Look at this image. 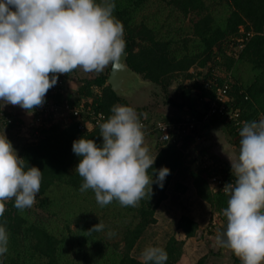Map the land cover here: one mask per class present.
I'll return each mask as SVG.
<instances>
[{
  "label": "trees",
  "instance_id": "obj_1",
  "mask_svg": "<svg viewBox=\"0 0 264 264\" xmlns=\"http://www.w3.org/2000/svg\"><path fill=\"white\" fill-rule=\"evenodd\" d=\"M150 2L152 1L115 0L114 15L124 28L127 65L139 73L143 79L157 85L161 90L160 96L154 87L146 88V90H154V95L163 98L162 103L174 110L172 114H164L163 119L178 120L184 116L185 112L187 115L195 114L198 120L204 118L205 110L203 109L207 107L208 100L216 95L217 86L215 85H222L227 79L212 70L213 66H209L208 70L204 69L208 63L219 56L229 72L234 68L236 61L243 60L250 62L253 70L264 73V0H164L168 8L167 12L159 13L154 19H150V16L137 19V15ZM210 2H214L213 4L222 13L219 19L221 23L216 22L217 18L209 10ZM251 31L253 35L244 42L238 57L228 54V51H233V48L237 46L236 38L245 37L246 33ZM232 42L234 43L230 46ZM110 66L101 73L92 72L89 78L78 79L75 102H73L77 103L82 97L89 98L92 96V88L97 87L100 93L91 98L92 104L96 111L104 113L105 119L111 114L110 109L114 104L131 106L126 98L117 96L107 84ZM192 67L199 69V72L190 71ZM179 73H183L189 81L183 80L172 86L170 79ZM67 75L69 77L68 73L58 74V79H65ZM198 75L202 77V83L193 81ZM231 75L232 73L230 77ZM257 79L258 76L254 82L244 85L236 78L232 82L231 77V83L229 82L228 94L233 98V102L228 105L239 107L240 117L245 121H258L261 119V114L264 118V103L262 101L260 104L259 95L260 91L264 92V83L257 85L255 83ZM262 97L264 98V94ZM45 101L60 105L63 102V96L61 93L51 94L48 91ZM196 104L199 105L197 110ZM133 108L136 111L147 110V107ZM6 114L14 116L7 112ZM66 115V122L62 118L45 115L42 118V126L30 128L31 137L23 142L18 152L26 163L37 166L42 171L41 186L36 196L35 206L37 209L48 211V214L51 210L47 207L48 202L50 203L47 194L52 186L61 184L74 191H80L83 178L74 170L80 157L72 151L73 140L85 136L95 140L98 145L102 143L99 127L82 132L79 129V120L72 114ZM207 120L211 124H216L222 121V118L221 115L216 114L209 116ZM19 123L23 122L19 120ZM222 124L229 141L238 147L239 130H236L232 121L224 120ZM13 128L14 130L16 128L14 124L0 122V131L5 132ZM143 131L145 136L156 138L154 131L148 126L143 128ZM13 134L17 136V132ZM191 138V135H185L182 146H178L173 141L160 142L162 146L156 152L154 166L148 170V173L152 175L154 168L157 170L165 168L169 173V179L164 182L155 203H152L149 194L146 198H142L137 206L132 207L134 216L123 230L120 242L122 248L119 252L115 248L112 249L114 254L110 253L105 264H140V260L132 256L130 252L143 231L155 222L154 211L159 201L167 197L166 187L176 173L187 171L198 197L216 211H222L227 207L228 196L221 190L215 191L209 187L207 173L213 169L220 170V173L225 175L229 174L230 169L216 162L208 168H190V165H185L182 149L187 146L186 139L188 141ZM8 139L11 141V138ZM156 141H158L157 138ZM174 185L180 192L187 189L182 179H178ZM31 211L33 212L31 208L18 210L14 207L13 201L5 202V212L3 217H0V222L5 223L9 233V244L8 252L0 257L3 264H73L68 257L62 256V247L65 242L63 236L59 238L52 232L43 218L37 216L36 220L30 219L28 213ZM221 220L226 227L227 221L223 214H221ZM86 224L89 226L83 225L76 228L72 234L73 237L81 235L83 243L92 241L94 245L101 246L103 239L97 237L96 231L90 230L92 224ZM177 227L183 230L186 238H191L196 235L198 223L189 215H181ZM182 244V241L171 236L164 246L157 250L167 256V264H178L185 258V255H182ZM204 257H200L193 264H205ZM185 262L192 264L188 260ZM96 264H101V260Z\"/></svg>",
  "mask_w": 264,
  "mask_h": 264
},
{
  "label": "clouds",
  "instance_id": "obj_2",
  "mask_svg": "<svg viewBox=\"0 0 264 264\" xmlns=\"http://www.w3.org/2000/svg\"><path fill=\"white\" fill-rule=\"evenodd\" d=\"M115 6V0H0L2 108L18 105L31 114L43 105L58 74L78 67L99 73L110 63L119 66L125 40ZM110 113L97 120L101 144L85 136L73 140L72 151L80 157L74 170L83 178L80 191L93 190L101 206L116 200L135 207L152 194L154 183L162 189L169 173L154 168L149 175L156 156L144 143L136 110L114 104ZM242 123L238 154L229 157L234 180L222 189L228 196L222 209L227 223L215 243L231 250L241 264H264V118ZM41 180V169L18 155L5 132L0 135V217L6 201L21 211L31 208ZM103 229L99 222L90 230ZM8 244L9 233L0 222V257ZM139 259L140 264H167V256L151 247Z\"/></svg>",
  "mask_w": 264,
  "mask_h": 264
},
{
  "label": "rangeland",
  "instance_id": "obj_3",
  "mask_svg": "<svg viewBox=\"0 0 264 264\" xmlns=\"http://www.w3.org/2000/svg\"><path fill=\"white\" fill-rule=\"evenodd\" d=\"M150 1L152 2L148 3L141 13L137 15V19L142 16H150V19H154L158 17L159 13L167 12L168 8L167 5H165L164 0ZM213 3L214 2H210L208 8L210 11H212L213 16L217 18L216 22L221 23L222 21H219V19L222 13L219 12L220 10ZM240 38L242 37L236 38L238 44L235 48H233V51H228V54L238 57L239 50H241L244 46L239 45ZM233 43L234 42H232L230 46H232ZM221 59L222 58L220 56L217 57L211 63H208L207 67L205 66L204 69L208 70L209 66H213L212 70H215L218 72V74L227 77L226 80L230 79V73H232V82H234V78H236L241 84L244 83V85L254 82L257 76L258 79L255 83L257 85L264 83V73L253 70L250 62L243 60L236 61L234 68L231 70V72H229L224 67L225 65L222 64L223 60ZM109 66L110 64L106 66L103 71H106ZM190 71H193V73L199 72V69L192 67ZM68 74L69 77L67 75V77L63 79L66 86L64 92L69 97H71V102H75V92L78 88V79L89 78L92 76V72L86 73L82 68L78 67ZM187 79L188 78H186L183 73H179L177 76L170 79V84L175 86L183 80L184 82L189 81ZM195 80L199 83H202L203 81L200 75L195 76L193 81ZM129 85L133 86L134 84L129 82ZM154 88L157 90V92H159L158 95L160 96V88L157 85L154 86ZM92 90V96L87 98L88 100H91L93 96H97L100 93V89L95 86L92 88ZM129 97L130 98H124L127 99L131 106L147 107V110L145 111H136L137 114L140 115V120H145L146 118H149L150 120H156L158 118H162L164 114L174 113L172 108L162 103L163 98H159L158 96L154 95V90L147 91L145 87L139 88L136 89L132 96ZM66 99L67 98H63V101L65 102ZM260 100V104L262 101L264 103V99ZM60 105L62 108L66 109V114H68L69 105H67V103H65L64 106L63 104ZM195 109H199V105L196 104ZM60 110L61 109L53 114V117L62 118L63 121L66 122L67 115L61 114L63 110H61V112ZM184 115H187V112H185ZM29 123L30 121H24L22 124H20V128H16L19 130V133L22 135L25 134L26 138L31 137L29 132L32 131H30V127H28ZM5 134L6 136H11V143L18 153L22 143L24 142L23 140L19 139L21 135L19 134L15 138V136L12 133H8V131H6ZM178 140H180L178 146H182L184 136L179 137ZM144 143L149 148L150 154L153 157H155L156 152L159 150L160 146H162L160 141H156V138L153 136H145ZM186 143L187 146L182 149V159L185 161V165H191L192 161L194 160V155L196 154L194 152L196 151V146L192 147V144L194 143L193 136L191 140L187 141L186 139ZM157 144H159L158 147ZM229 145L232 146L234 152L238 153L239 146H234L230 141ZM192 167L193 166H191V168ZM178 179H182V181L185 182V185L187 186V189L184 192H180L179 190L175 189L174 184L175 182H178ZM160 190L161 188H159L154 183L152 186V194L150 195L152 203L156 202ZM165 191L167 197L162 201H159L154 211V217L156 219L155 222L148 226L145 231H143L141 237L134 245L130 254L139 259L141 252L145 248H161L171 236H174L178 241L183 242L182 255H185V258L180 260V263L178 264H187V262H185L186 260L193 264L202 256H205V264H230L228 259L231 251L227 248L219 247L215 243V237L217 233L222 232L225 229V225H223L224 222H221L222 211H216L206 201L198 197L195 188L191 183V178L187 174V171L176 173L174 177H171V180ZM47 196L50 201V203L48 202L49 205L47 206L51 210L50 214H48V211L46 210L37 209L34 204L31 207L33 212H29L28 217L32 220H36L37 216L39 218H43L48 224V228L52 232H54L59 238L63 236L62 238L65 239L64 246L62 247L63 257H68L73 264H96L100 260L101 264H105V261L107 262L110 253L114 254L112 249L115 248L117 252L120 251L122 248L120 242L123 230L126 227V224L131 219H133L134 216L132 206H121L116 200H113L108 205L101 206L98 204L93 190L89 189L83 192L74 191L61 184L52 186ZM146 197L147 195L144 198ZM181 215H189L198 223V229L194 237L186 238L183 230L177 227V222ZM99 222L104 225L103 230L96 231V234L98 235L97 237L103 239L101 246L94 245L92 241L83 243V237L81 235H79V237H73L72 234L76 228L82 227L83 225L89 226L86 223L95 225ZM109 233H111V235H109ZM104 242L106 243L105 245ZM115 244H117V247H115ZM216 255L219 258L217 261L214 259ZM225 256H227V258H223ZM234 264H236L235 261Z\"/></svg>",
  "mask_w": 264,
  "mask_h": 264
},
{
  "label": "built area",
  "instance_id": "obj_4",
  "mask_svg": "<svg viewBox=\"0 0 264 264\" xmlns=\"http://www.w3.org/2000/svg\"><path fill=\"white\" fill-rule=\"evenodd\" d=\"M253 35V32H247L245 37L240 38V46L244 45V42ZM245 40V41H243ZM231 81V77L229 80H226L222 85H215L216 87V95L213 99L208 100V105L205 110L204 118L202 120H206L209 116H213L216 114L221 115L222 121H232L236 127V130H240L243 126L245 119H241L240 117V109L236 106H229L233 102V98L229 91V82ZM65 87V81L63 79H58L57 83L51 87L48 91L51 94L62 93ZM92 99L88 100L87 98H81L77 101V103H72L69 105L68 113L72 114L79 120V129L84 132L86 130H92L97 126V120L103 116L105 118L104 113L101 111H96L93 108ZM58 105L52 103L51 101H45L43 105L37 106L33 110L32 120L28 124V127L42 126V118L45 115L55 114L59 109ZM0 122L3 124H14L16 128H20L19 120L14 116H8L6 112L0 109ZM102 122V121H101ZM143 124V128L148 126L154 132V136L160 142L173 141L176 144H179V137L185 135L193 136V140L200 141L202 136L198 132L199 122L200 120L196 119L195 114L190 113L188 115H184L181 119L178 120H166L163 118L150 120L146 118L145 120H141ZM36 134L37 131L35 130ZM213 161L203 157L201 159V167L208 168ZM209 172V171H208ZM211 174L208 176V181L212 186L213 190H221L223 191V187L226 183L232 182L234 177L231 175L232 173L229 171V174L226 173L221 174L220 170L214 171L210 169Z\"/></svg>",
  "mask_w": 264,
  "mask_h": 264
},
{
  "label": "crops",
  "instance_id": "obj_5",
  "mask_svg": "<svg viewBox=\"0 0 264 264\" xmlns=\"http://www.w3.org/2000/svg\"><path fill=\"white\" fill-rule=\"evenodd\" d=\"M65 88H66V86L64 87V89L61 93L63 98H67L65 102L64 101L62 102L63 106L65 103H67V105H71L73 103V102H71V97H69L64 92ZM263 94H264V92L260 91L259 95H260L261 99H264L262 97ZM2 104H3V101H0V108L2 110L16 116L20 121L24 122V121H30L32 119L33 111L31 114H29L27 112V110L22 109L20 106L11 105V104H5L2 108ZM58 107H59L58 109L63 110V112L61 114L66 115V111H65L66 109L62 108L61 105H58ZM61 110H60V112H61ZM260 118H263L262 114L260 115ZM222 122L223 121H219L216 124H211L210 121L207 119L206 120H200L198 131L200 130L201 133L200 132L199 133L202 136V139L200 141L193 140L194 143L192 144V147L196 146V151H194L196 154L194 155V160L192 161L190 168H191V166H193L192 168H197V167L201 168V159L203 157H205L207 159H210L213 162H216L217 164L218 163L224 164V166L228 167V169H230V172L232 173L231 163H230L229 157L235 158L238 153L234 152L232 146L229 145V140H228L229 137H228L227 133L225 132V129H224ZM18 131L19 130H17L16 128H15V130H14V128L11 130L8 129V133L13 134V133L17 132V135L20 134L22 137L20 136L19 139H21L23 141L28 139V138H26L25 134L22 135ZM2 134H4L3 130L0 131V135H2ZM10 137L11 136H7V138H10ZM15 138H16V136H15ZM189 140H191V139H189ZM11 142H12V139H11ZM186 169H188V168H186ZM207 174H208L207 175V179H208L209 173H207ZM208 185L211 189H213L212 186L210 185L209 181H208ZM223 258H227V256H225ZM214 259L217 261L219 258L216 255L214 257ZM228 260L230 261V264H234V261L236 264H238V262H241L240 259L232 253V251L230 253Z\"/></svg>",
  "mask_w": 264,
  "mask_h": 264
},
{
  "label": "water",
  "instance_id": "obj_6",
  "mask_svg": "<svg viewBox=\"0 0 264 264\" xmlns=\"http://www.w3.org/2000/svg\"><path fill=\"white\" fill-rule=\"evenodd\" d=\"M126 58L127 52L124 49L121 59L117 62L119 66L114 67L111 64L107 77V84L117 96L130 98L129 96H132L136 89L156 86L153 82L143 79L139 73L132 70L127 65ZM129 82L134 85H129Z\"/></svg>",
  "mask_w": 264,
  "mask_h": 264
}]
</instances>
